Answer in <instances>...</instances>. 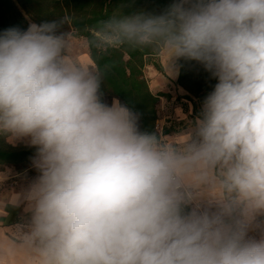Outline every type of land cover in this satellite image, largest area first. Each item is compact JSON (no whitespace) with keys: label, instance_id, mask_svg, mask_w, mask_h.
I'll list each match as a JSON object with an SVG mask.
<instances>
[{"label":"clouds","instance_id":"9594fccd","mask_svg":"<svg viewBox=\"0 0 264 264\" xmlns=\"http://www.w3.org/2000/svg\"><path fill=\"white\" fill-rule=\"evenodd\" d=\"M146 50L218 81L182 135L142 132L128 106L101 99L107 58ZM0 133L30 137L39 171L30 227L0 242V264H264V236L247 237L264 214V0L0 32ZM194 189L215 211L183 212Z\"/></svg>","mask_w":264,"mask_h":264},{"label":"trees","instance_id":"16d2710c","mask_svg":"<svg viewBox=\"0 0 264 264\" xmlns=\"http://www.w3.org/2000/svg\"><path fill=\"white\" fill-rule=\"evenodd\" d=\"M172 3L173 0H0V32L9 28L26 30L30 22L40 24L60 20L66 15L74 18L77 27L84 28L105 15L161 14ZM158 56L160 54L147 50L114 52L107 58L114 66L101 83L100 93L104 103L110 105L113 99H118L136 113L140 131L164 136L171 131L163 129L160 133L156 129L158 106L161 97L169 98L170 95L154 94L145 72L150 60ZM154 66L159 72H164L161 65ZM177 66V86L185 92L183 98L193 104V116L199 118L205 99L214 91L218 81L196 60L179 58ZM9 136L0 133V167L11 166L19 173L33 169L37 147L22 143L8 145ZM182 210L187 214L192 207L186 204Z\"/></svg>","mask_w":264,"mask_h":264},{"label":"crops","instance_id":"0c3cea01","mask_svg":"<svg viewBox=\"0 0 264 264\" xmlns=\"http://www.w3.org/2000/svg\"><path fill=\"white\" fill-rule=\"evenodd\" d=\"M163 70V73L160 72V74H158L159 72H157L158 75L155 77V81H152L150 85L151 91L154 94L166 93L170 95L169 98L161 97L158 106L159 117L160 110H166L168 112L169 109H171L170 115H172L175 120H180L184 125L181 132H170V134L163 136L168 138L182 135L190 129H193V126L188 125V123L191 121L195 123L198 118L193 116V104L183 98L185 92L177 86L179 76L178 66H176L172 73H170L167 68L164 69V66ZM162 74H165L168 79H165V77V80H163ZM185 121H187V123ZM158 122H160V120H158ZM8 141V145L11 144L12 146H16L20 143L33 146L30 143V137L10 138L9 136ZM38 176L39 171L35 167L22 173L17 172L15 168L11 166H6L0 171V242L5 241L8 236H12L15 233L26 232L29 229L32 212L29 209V202L26 196L31 185ZM192 193L194 201L198 200L197 202H199L202 208L215 211L214 207L209 206L208 201L210 197L206 191L194 189ZM13 197L16 198L15 203H13ZM193 208L194 207H192V210ZM263 217L264 214H258L249 223L247 228L248 238L259 239L264 236Z\"/></svg>","mask_w":264,"mask_h":264},{"label":"rangeland","instance_id":"374dc122","mask_svg":"<svg viewBox=\"0 0 264 264\" xmlns=\"http://www.w3.org/2000/svg\"><path fill=\"white\" fill-rule=\"evenodd\" d=\"M32 22H30L31 24ZM178 59H176L175 61H177ZM173 61L169 66L167 63V58L160 54V56L156 57V58H152V60H150V64L147 66L145 72H146V77L148 79V81L151 82L155 81V77L160 74V72L157 70V68L154 66V64H159L162 67L164 66V69L167 68L168 71L170 73H172V71L175 70L176 66H177V62ZM157 72H159L157 74ZM163 77V80L168 79L167 76H165V74L161 75ZM166 77V78H165ZM165 78V79H164ZM171 109H169V111L167 112L166 110H160V117L159 120L160 122H157L159 124V132L162 133L163 129H169L171 132H181L183 130V123L179 120H175L174 117L172 115H170ZM187 123V121H185ZM188 125L193 126V128L195 127V123L193 121H191L190 123H188ZM165 136V135H164ZM163 137V136H162ZM0 169H4L0 167ZM198 201V200H197ZM196 200L191 203L192 207H196L197 204L199 205V210L200 211H204L205 209L202 208L199 204V202H197ZM191 204H188L191 206Z\"/></svg>","mask_w":264,"mask_h":264},{"label":"built area","instance_id":"2783aa9c","mask_svg":"<svg viewBox=\"0 0 264 264\" xmlns=\"http://www.w3.org/2000/svg\"><path fill=\"white\" fill-rule=\"evenodd\" d=\"M156 129L159 131V124L157 123V125H156Z\"/></svg>","mask_w":264,"mask_h":264}]
</instances>
